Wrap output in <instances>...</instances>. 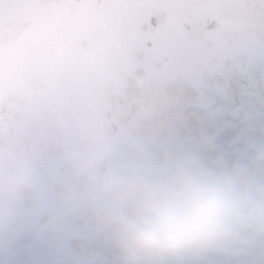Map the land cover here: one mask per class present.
I'll return each instance as SVG.
<instances>
[{
  "label": "snow or ice",
  "instance_id": "6c2138e0",
  "mask_svg": "<svg viewBox=\"0 0 264 264\" xmlns=\"http://www.w3.org/2000/svg\"><path fill=\"white\" fill-rule=\"evenodd\" d=\"M85 99L140 123L264 125V0H0V101ZM0 264H82L52 237Z\"/></svg>",
  "mask_w": 264,
  "mask_h": 264
},
{
  "label": "rangeland",
  "instance_id": "374dc122",
  "mask_svg": "<svg viewBox=\"0 0 264 264\" xmlns=\"http://www.w3.org/2000/svg\"><path fill=\"white\" fill-rule=\"evenodd\" d=\"M19 95L0 101V256L20 243L61 237L85 264H124L113 223L123 210L105 190L109 176L157 179L180 170L264 192V125L229 132L199 113L123 121L114 119L123 112L94 100L93 108L86 102L78 107L74 119L67 118L73 107L61 104L65 114H51L52 123L33 115H40L43 103L31 104L37 111L29 116L18 110ZM38 128L45 130L44 140L33 138ZM38 138L45 148L28 152ZM18 171L23 185L10 181ZM181 264H264V240L241 234L235 251L184 258Z\"/></svg>",
  "mask_w": 264,
  "mask_h": 264
},
{
  "label": "clouds",
  "instance_id": "9594fccd",
  "mask_svg": "<svg viewBox=\"0 0 264 264\" xmlns=\"http://www.w3.org/2000/svg\"><path fill=\"white\" fill-rule=\"evenodd\" d=\"M20 179L18 171L10 181ZM105 190L123 210L113 223L124 264L235 251L241 234L264 240V192L180 170L157 179L109 176Z\"/></svg>",
  "mask_w": 264,
  "mask_h": 264
}]
</instances>
